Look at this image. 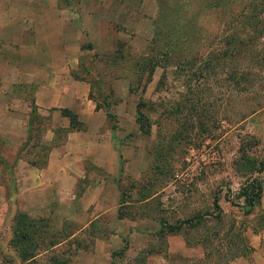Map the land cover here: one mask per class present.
Wrapping results in <instances>:
<instances>
[{
  "label": "rangeland",
  "instance_id": "374dc122",
  "mask_svg": "<svg viewBox=\"0 0 264 264\" xmlns=\"http://www.w3.org/2000/svg\"><path fill=\"white\" fill-rule=\"evenodd\" d=\"M55 1L63 36L54 55L72 64L73 77L89 83L88 96L96 105L105 110L109 104L105 128L123 148L121 171L108 190L116 194L123 219L99 217L50 249L81 223L29 215L33 225L21 240L20 198H11L13 166L7 157L34 143L35 157H28L42 163L69 127H61L52 141L36 142L38 134L31 131L19 149L0 137L6 195L0 204V264H72L78 249L112 234L120 238L109 247L121 252L112 264H137L138 253L151 247L160 251L149 254L146 264H225L217 254L204 258L197 240L205 227L161 240L157 219L178 224L198 212L212 213L218 194L222 219L207 223L220 232L217 246L240 242L235 234L240 230L250 245L252 233L264 227V0ZM121 81L127 86L124 99L116 90ZM15 90L31 95L32 85ZM77 110L72 112L78 115ZM139 113L143 118L137 121ZM252 180L261 182V202L245 214L237 193ZM89 182V177L79 182V194ZM229 228L230 235L221 238ZM30 253L36 256L26 259Z\"/></svg>",
  "mask_w": 264,
  "mask_h": 264
},
{
  "label": "crops",
  "instance_id": "0c3cea01",
  "mask_svg": "<svg viewBox=\"0 0 264 264\" xmlns=\"http://www.w3.org/2000/svg\"><path fill=\"white\" fill-rule=\"evenodd\" d=\"M56 5L55 0H0V137L18 149L28 141L31 131L38 134L36 142L39 138L52 141L56 129L69 122L61 109L73 111L79 107L77 116L85 123L84 130L69 131L63 141L52 144L42 168L29 162L28 154L35 157L34 143L7 157L13 166L11 198H20V210L32 216H51L60 222L81 223L53 247L72 240L99 217L123 219L115 207L116 194L108 190L124 158L112 129L105 128L107 111L96 108L88 96L89 83L73 77L69 71L72 64L54 55L62 48L63 36L62 17ZM47 7L52 10L48 12ZM20 84H31L32 94L18 93L15 88ZM116 85L124 99L127 92L122 88L127 91V86L123 82ZM46 124L50 126L45 128ZM88 177L89 184L79 194V182ZM5 196L0 183V204L5 202ZM112 198L115 204L110 203ZM110 223L106 221V230ZM114 238L120 237L97 236L93 247L78 249L72 264H112L113 250L109 245L117 241ZM249 243L251 254L237 258L233 264H264V227L252 233Z\"/></svg>",
  "mask_w": 264,
  "mask_h": 264
},
{
  "label": "trees",
  "instance_id": "16d2710c",
  "mask_svg": "<svg viewBox=\"0 0 264 264\" xmlns=\"http://www.w3.org/2000/svg\"><path fill=\"white\" fill-rule=\"evenodd\" d=\"M106 106L104 107L105 110L107 111L108 116L110 115L109 110H108V105L109 104H105ZM96 108H100V106L96 105ZM61 113L63 116H65L66 118H68L69 122H68V127H69V131H73V130H84L85 129V123L83 121H81L78 116L72 112V110L69 109H61ZM143 118L142 113H139V115L137 116L136 120L140 121V119ZM62 128H58L56 129V133L61 131ZM55 133V134H56ZM50 150V149H49ZM48 150V152H49ZM46 160H47V155L44 158V161L42 163H38L36 160H30L29 162H32L33 165H36L37 167H44L46 164ZM261 197H262V185L261 182L258 180H252L247 182L245 185H243L240 190L237 193V198L238 199H242V207L244 208V213L245 214H249L250 212H252L253 208L259 204L261 202ZM219 199L220 196L218 194H215L213 196V210L214 212L212 213H195L191 216H188L186 218H182L178 224L174 223H168L165 218L160 217L157 219L158 223L160 224V228L157 231V237L161 240H165V238L167 237V235L169 234H176L178 232H180L183 229H189V228H198V227H205V229H207L206 231H204L203 234L200 235L199 239L197 240V245L200 246L201 248H203V252H204V258H212L215 256V254L220 255V257L226 258L225 260V264H231V262L236 259L237 257H241V256H245L248 255L253 248L251 247V245L248 244V242L246 241L244 235H241L242 230L236 232L235 234L238 236L239 235V241L238 243L233 242L231 243V241H228V246L226 249H224L225 245L223 243H219V245L217 246L215 244V240L216 239H220L219 231H211L208 226L207 223L209 221H221L222 216H223V210L219 204ZM24 220H26L24 222ZM33 221L34 219L31 218L26 212H21L18 215V223L21 225V227H18L16 230V233L19 235L20 239L22 240L23 235L26 234V232L28 231L26 229V227H30L31 225H33ZM27 230V231H26ZM232 231L231 228H229L228 230L225 231V235H223L224 237L221 238H227L228 235H230V232ZM18 242H20L18 240ZM52 242L49 244V248H52L53 245L56 243ZM224 242H227V239L224 240ZM190 246H192V244H189ZM78 247V246H77ZM160 250L156 249L155 247H151L149 249H147L144 253L140 252L138 253L139 255H137L136 257V262L137 264H146V258L149 254L158 252ZM121 253L118 250L113 251L111 253L112 258L114 259V257L116 256V254ZM36 256V254H32L30 253L28 258L26 259H33ZM114 264H117L116 262Z\"/></svg>",
  "mask_w": 264,
  "mask_h": 264
}]
</instances>
